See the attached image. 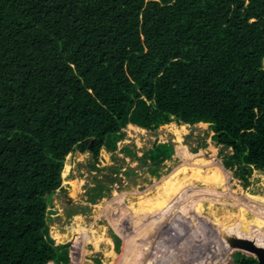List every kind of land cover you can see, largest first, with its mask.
<instances>
[{"label":"trees","instance_id":"obj_1","mask_svg":"<svg viewBox=\"0 0 264 264\" xmlns=\"http://www.w3.org/2000/svg\"><path fill=\"white\" fill-rule=\"evenodd\" d=\"M173 122L210 124L244 185L264 170V0H0V264H68L46 221L66 158Z\"/></svg>","mask_w":264,"mask_h":264},{"label":"rangeland","instance_id":"obj_2","mask_svg":"<svg viewBox=\"0 0 264 264\" xmlns=\"http://www.w3.org/2000/svg\"><path fill=\"white\" fill-rule=\"evenodd\" d=\"M123 132L125 137L115 152L102 149L98 159L90 152H74L66 158L65 165L71 166L67 180H77L78 190L75 195L71 194L73 186L64 181L62 173V186L50 197L46 221L55 245L68 244V264H144L147 257L148 264L188 261L193 264L202 251L223 255L227 249L223 246L225 234L250 238L262 246L264 216L260 212L264 214V206H261L264 201L260 205L257 195L264 198V170L252 171L249 185H244L236 176V169L223 166L232 149L213 140L210 124L189 125L182 131L181 138L167 125L154 131L128 125ZM163 144L171 145L172 155L155 161L152 151ZM199 156L207 162L213 161L206 168L212 165L222 168L225 190L221 186L199 185L201 191L197 192L198 187L193 185L189 196L185 187L175 189L178 180L173 181L175 172L179 173L180 166L185 165L182 168L191 172L187 174L186 171L183 176L196 175L200 169L192 168L200 165L194 160ZM182 178L179 177L178 183ZM179 198L186 202L184 206ZM141 199L144 205L139 210ZM204 199L214 201L206 203ZM233 212L238 213L236 218L224 221ZM246 212L251 215L246 217L243 215ZM254 212H259L258 216ZM200 230L201 238L197 235ZM57 231L67 234L65 242L54 235ZM112 251H116L115 258L108 255ZM186 251L190 253L185 256ZM226 252L232 253L230 264H236L238 253L253 257L239 249Z\"/></svg>","mask_w":264,"mask_h":264},{"label":"bare ground","instance_id":"obj_3","mask_svg":"<svg viewBox=\"0 0 264 264\" xmlns=\"http://www.w3.org/2000/svg\"><path fill=\"white\" fill-rule=\"evenodd\" d=\"M195 125H200V126H203V125H205V126H207L208 125V123H198V124H195ZM167 126H169V127H171L172 129H173V131L177 134V135H179V138H181L182 136H181V133H182V131H185V129L189 126V124H183L182 126H179V125H177L176 123H171V124H168ZM129 127H131V128H137V129H140V127H138V126H135V125H133V124H129ZM181 127V128H180ZM141 129H143V128H141ZM173 133V132H172ZM181 136V137H180ZM178 142H179V140H178ZM180 146V145H179ZM184 149H187L186 147L184 148ZM198 155H200V154H198ZM104 156V155H103ZM195 156V155H194ZM194 160H196V163H199L200 165H197V167H193L192 169H194V168H199L200 170H199V172L196 174V175H193V176H190V177H187V176H183L185 173H186V171H187V174H189L190 172H191V170H188V168H182V167H186L185 165H181L180 166V172L178 173L177 171L175 172V177L173 178V181H175V179L176 178H178V180H176L177 182H176V184H177V186L175 187V189L177 188V190L178 189H182V188H186V191H188L189 192V196H190V193L193 191V190H189L190 189V186H193V185H195L194 187H198V188H196V191L197 192H200L201 191V188L199 187V185H205L206 187H208L209 185L210 186H221L222 188L223 187H226L227 185H226V183L222 180L223 179V177H225V173H224V171L222 170V168H220L219 166H214V165H212L211 167H209V168H206V165L208 164H211L210 162H213V161H206V159L204 158V157H200L199 156V158H194ZM183 162V161H182ZM71 166H70V164L69 163H67L65 166H64V170H63V178L65 179L64 181L65 182H67V183H69V184H71L72 186H73V189L71 190V194L72 195H75L76 193H77V190H78V181L77 180H67V177H68V174H69V172H70V170H71V168H70ZM74 167V166H73ZM177 167V166H176ZM179 177H183L182 178V181L180 182V183H178V181H179ZM227 181V180H226ZM168 183V182H167ZM224 183V184H223ZM213 184H215V185H213ZM223 184V185H222ZM171 185V184H170ZM163 186V185H162ZM175 186V185H174ZM168 187V186H167ZM167 187L165 188V189H167ZM173 187V186H172ZM168 188H170V186L168 187ZM224 190H225V188H223ZM165 191V190H164ZM216 191H218V190H216ZM155 193V192H154ZM170 193V192H169ZM71 195V196H72ZM145 196V198H143L144 200H146V195H144ZM194 196V195H193ZM205 196V195H204ZM143 197V196H142ZM174 197V196H173ZM200 197V196H199ZM203 197V196H202ZM163 198V197H162ZM176 198V197H175ZM191 198V197H190ZM165 200H166V198H164ZM180 199V204H183V206H184V204H186V202L183 200V199H181V198H179ZM202 199V198H201ZM164 200V201H165ZM205 200V202L206 203H212L214 200H212V201H210V202H208L206 199H204ZM240 201H241V199H240ZM138 202V201H137ZM140 207H139V210L140 209H142V205H144L143 203V200L141 199L140 201ZM138 202V203H139ZM162 202V201H161ZM160 202V203H161ZM168 202V200L167 201H165L164 203H167ZM177 204H179V202H177V200L175 201ZM104 204H105V202H104ZM101 205V204H100ZM246 205V204H245ZM98 206V205H97ZM96 206V207H97ZM105 208H107V205H105ZM116 208H118V207H115L114 209H116ZM121 208V207H120ZM249 208V207H248ZM126 209V208H125ZM156 209V208H155ZM242 209V208H241ZM251 209V208H250ZM107 210V209H106ZM123 210V209H122ZM136 210V209H135ZM102 211H103V209H102ZM107 212V211H106ZM110 212H112V211H110ZM114 212V211H113ZM117 212H120V211H118L117 210ZM251 212V211H250ZM259 213V212H258ZM258 213H256V212H254L253 214H255V215H257L258 216ZM261 213V215H263L264 216V214H262V212H260ZM104 214H105V212H104ZM108 214V213H107ZM129 214V213H128ZM248 212H246V213H244L243 215H245L246 217H248ZM236 215H238V213L237 212H233L232 214H231V216H228L227 218H225L224 219V221H226V220H229V221H233L235 218H236ZM242 214H241V216H243ZM249 215H251V214H249ZM245 216H243V217H245ZM192 217V216H191ZM193 218V217H192ZM224 218V217H223ZM242 220V219H241ZM228 221V222H229ZM120 222V221H119ZM227 222V223H228ZM220 226V225H219ZM224 230V229H223ZM202 232H201V230L200 231H198L197 232V235H198V237L199 238H201V236H200V234H201ZM55 236H57V237H60L61 238V240H64V242L67 240V234L65 233V234H62L61 232H55V234H54ZM250 236V235H249ZM220 237V236H219ZM218 240H219V238H218ZM126 241V243H129L127 240H125ZM213 241V240H212ZM211 241V242H212ZM97 242V241H96ZM200 242V241H199ZM87 244V243H86ZM205 244V243H204ZM82 246V245H81ZM95 246V245H94ZM213 247V246H212ZM205 248V247H204ZM225 248V247H224ZM200 249H202L201 247H200ZM209 249H212V248H210L209 247ZM209 249H207V250H205V251H208ZM195 250V249H194ZM230 251V249H226V251ZM224 252V254L223 255H215V254H213V253H206V254H204L203 252L204 251H202L201 253H200V256H198L195 260H193V264H208L209 262H211L210 264H214L213 263V261L215 260L216 261V264H230L231 262H232V258H231V255H232V253H227V252ZM217 252V251H216ZM235 252V251H234ZM111 254H108V255H111L113 258H115L116 257V251H112V252H110ZM127 253V252H126ZM189 253H190V251H186L185 252V256L186 255H189ZM84 254V253H83ZM163 255V254H162ZM171 255V254H170ZM224 255H225V257H224ZM84 256V255H83ZM120 256V255H119ZM121 256H123V255H121ZM135 257V256H134ZM133 257V258H134ZM189 257V256H188ZM155 258V257H154ZM137 259V258H136ZM138 261V260H137ZM200 261V262H199ZM148 262H150L149 261V258L147 257V262L145 263L144 262V264H148ZM199 262V263H198ZM50 264V263H49ZM51 264H52V262H51ZM137 264H143L142 262L141 263H137ZM184 264H190V261H188V262H186V263H184Z\"/></svg>","mask_w":264,"mask_h":264},{"label":"water","instance_id":"obj_4","mask_svg":"<svg viewBox=\"0 0 264 264\" xmlns=\"http://www.w3.org/2000/svg\"><path fill=\"white\" fill-rule=\"evenodd\" d=\"M224 244L223 246L227 249L233 250H244L247 251L250 255L256 258L259 264H264V247L257 245L254 240L250 238L239 237L236 235H224ZM220 244L218 243V246Z\"/></svg>","mask_w":264,"mask_h":264},{"label":"clouds","instance_id":"obj_5","mask_svg":"<svg viewBox=\"0 0 264 264\" xmlns=\"http://www.w3.org/2000/svg\"><path fill=\"white\" fill-rule=\"evenodd\" d=\"M224 166V165H223ZM51 263V262H50Z\"/></svg>","mask_w":264,"mask_h":264}]
</instances>
